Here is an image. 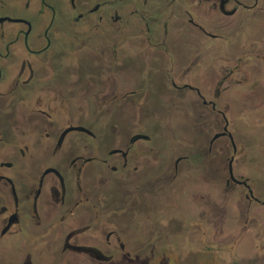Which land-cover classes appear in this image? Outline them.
Masks as SVG:
<instances>
[{"label": "flooded vegetation", "instance_id": "af4514ba", "mask_svg": "<svg viewBox=\"0 0 264 264\" xmlns=\"http://www.w3.org/2000/svg\"><path fill=\"white\" fill-rule=\"evenodd\" d=\"M241 121L264 128V0H0V249L123 264L192 168L264 207Z\"/></svg>", "mask_w": 264, "mask_h": 264}, {"label": "rangeland", "instance_id": "374dc122", "mask_svg": "<svg viewBox=\"0 0 264 264\" xmlns=\"http://www.w3.org/2000/svg\"><path fill=\"white\" fill-rule=\"evenodd\" d=\"M237 126L240 143L241 139L247 142L245 165L251 173L247 177L251 178L250 184L256 195L264 198V169L259 168L264 166V128L252 132V127L242 121ZM187 128L184 121L176 125L181 134L188 131ZM159 134L158 147H168L170 138ZM104 141L97 143L102 146ZM182 148L189 150L188 145ZM207 177L211 183L210 176ZM187 178L190 182L184 185ZM207 184L198 168H192L186 176L179 175L173 195L168 198L169 194H164L166 202L169 201L159 209L163 211L160 215L163 218L159 220L161 225L154 232L143 235L125 232V250L115 249L109 253L118 260L123 259V264H264V207L249 205L247 201L225 193L222 197L214 186ZM168 218L173 220L170 228L174 231L169 228V223L165 224ZM205 220L206 228L200 229V223L203 225ZM166 225L168 227L164 228ZM17 253L16 248L0 249V264H19ZM43 260L41 264H53L51 258ZM60 264L81 263L63 260Z\"/></svg>", "mask_w": 264, "mask_h": 264}]
</instances>
